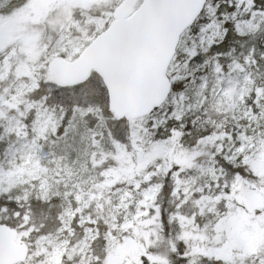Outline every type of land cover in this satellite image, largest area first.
Segmentation results:
<instances>
[{
    "label": "snow or ice",
    "instance_id": "obj_1",
    "mask_svg": "<svg viewBox=\"0 0 264 264\" xmlns=\"http://www.w3.org/2000/svg\"><path fill=\"white\" fill-rule=\"evenodd\" d=\"M0 264H264V0H0Z\"/></svg>",
    "mask_w": 264,
    "mask_h": 264
},
{
    "label": "water",
    "instance_id": "obj_2",
    "mask_svg": "<svg viewBox=\"0 0 264 264\" xmlns=\"http://www.w3.org/2000/svg\"><path fill=\"white\" fill-rule=\"evenodd\" d=\"M65 74H67V75H71V73H70V72H66Z\"/></svg>",
    "mask_w": 264,
    "mask_h": 264
}]
</instances>
